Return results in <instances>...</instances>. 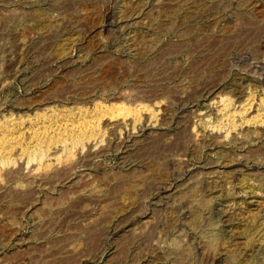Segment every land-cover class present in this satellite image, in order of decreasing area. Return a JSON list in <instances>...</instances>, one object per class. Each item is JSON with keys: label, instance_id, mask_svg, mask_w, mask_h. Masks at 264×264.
<instances>
[{"label": "rangeland", "instance_id": "obj_1", "mask_svg": "<svg viewBox=\"0 0 264 264\" xmlns=\"http://www.w3.org/2000/svg\"><path fill=\"white\" fill-rule=\"evenodd\" d=\"M0 264H264V0H0Z\"/></svg>", "mask_w": 264, "mask_h": 264}, {"label": "bare ground", "instance_id": "obj_2", "mask_svg": "<svg viewBox=\"0 0 264 264\" xmlns=\"http://www.w3.org/2000/svg\"><path fill=\"white\" fill-rule=\"evenodd\" d=\"M239 106V108H240V105H238ZM227 107H228V105H226L225 104V106L224 107H222V114H221V118L223 119V120H225V121H227V120H229L230 119V117H234V118H236V120L235 121H237L236 123V125L237 126H239L240 124H243V122H245V121H249V119H246L245 118V116H243V114H241V108H242V106H241V108L240 109H238V108H233V112H229L228 110H227ZM240 120V124L238 123V121ZM232 127V126H231ZM248 127V129L247 130H250V131H255L256 129H254V127H250V126H247ZM215 128H217L216 129V134L213 136V137H220L221 138V140L222 139H227L228 138V135H229V133L231 132V128L230 127H228V128H226L224 125H222V124H218L217 126H215ZM193 136V135H192ZM196 139L193 137V140L192 141H194V142H196L195 141ZM220 141V140H219ZM248 145V144H247ZM246 145V146H247ZM65 161L66 162H64L63 163V166H64V170H67V171H69L68 169H69V167L70 166H72L75 162H73V161H70V160H67V159H65ZM53 169V168H52ZM230 169V168H229ZM28 170V169H27ZM29 171L30 172H28L29 174H34V175H36V176H38V177H44V178H47L50 174H52V172H53V170H51V168H48V167H43L42 166V164H40V163H37L36 165H34V167H32V168H30L29 169ZM13 173V169L12 168H7V170H6V174H8V175H10V174H12ZM135 190V189H134ZM256 196H260V193H256V195H255V197ZM227 218V217H226ZM215 240L216 239H214L213 241H211V246L212 245H214V243H215Z\"/></svg>", "mask_w": 264, "mask_h": 264}]
</instances>
